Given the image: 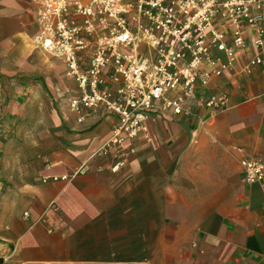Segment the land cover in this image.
I'll list each match as a JSON object with an SVG mask.
<instances>
[{"label":"crops","instance_id":"crops-1","mask_svg":"<svg viewBox=\"0 0 264 264\" xmlns=\"http://www.w3.org/2000/svg\"><path fill=\"white\" fill-rule=\"evenodd\" d=\"M33 23L30 0H0L2 264H264V188L245 184L239 165L264 161V57L203 90L226 96L225 109L153 111L136 154L112 174L90 156L116 118L77 121L59 94L64 81L76 91L64 65L25 47Z\"/></svg>","mask_w":264,"mask_h":264},{"label":"built area","instance_id":"built-area-1","mask_svg":"<svg viewBox=\"0 0 264 264\" xmlns=\"http://www.w3.org/2000/svg\"><path fill=\"white\" fill-rule=\"evenodd\" d=\"M37 46L59 60L77 87L69 111L83 122L102 111L116 124L90 160L112 174L136 154L155 110L190 117L227 107L203 90L225 73L249 75L264 57V0H30ZM252 49L243 68L238 61ZM237 69V70H236ZM244 183L264 188V161H239ZM55 180V179H54ZM28 218V214H23ZM5 261L0 258V264ZM46 264H137L50 262Z\"/></svg>","mask_w":264,"mask_h":264},{"label":"rangeland","instance_id":"rangeland-1","mask_svg":"<svg viewBox=\"0 0 264 264\" xmlns=\"http://www.w3.org/2000/svg\"><path fill=\"white\" fill-rule=\"evenodd\" d=\"M32 29H33V36H31V37H29V38H26V44H25V47L26 48H28V50H30V48H32L34 51H37V50H41L38 46H37V43H36V36H37V27H36V24L35 23H33V27H32ZM14 48V46L13 45H11V44H6L5 45V47H4V51H5V53H8V51H10V50H12V49H9V48ZM36 47V48H35ZM42 51V50H41ZM43 55V54H42ZM44 56V55H43ZM44 58H46L45 56H44ZM3 60H0V66L2 65V64H7L6 62H7V56L5 55L3 58H2ZM45 60V59H44ZM50 60H52V61H55V62H60L59 60H57V59H55V58H50ZM1 68V67H0ZM63 75V72H62V74H60V76H62ZM68 78V77H67ZM60 88H59V90H60V93L59 94H61V96H64V97H69L70 98V96H72V97H74V96H76L77 95V87H75V89H76V91L75 92H72V91H70L71 89H72V85H70V83L69 82H63L60 86H59ZM63 88V89H62ZM64 88H66V90L64 91ZM69 98H68V100H65V103H63L67 108H68V110H69ZM53 106L55 107V105H57V103H56V101H53Z\"/></svg>","mask_w":264,"mask_h":264}]
</instances>
